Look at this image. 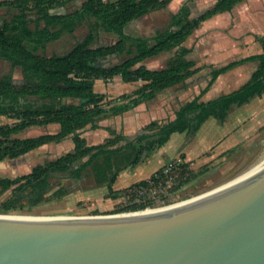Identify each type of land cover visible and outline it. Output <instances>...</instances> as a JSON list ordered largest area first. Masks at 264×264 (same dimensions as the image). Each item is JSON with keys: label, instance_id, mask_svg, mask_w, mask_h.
Instances as JSON below:
<instances>
[{"label": "trees", "instance_id": "obj_1", "mask_svg": "<svg viewBox=\"0 0 264 264\" xmlns=\"http://www.w3.org/2000/svg\"><path fill=\"white\" fill-rule=\"evenodd\" d=\"M67 1L0 0V6L16 9L10 19L0 25V58L9 61L12 67L19 66L23 75V83L20 84L12 82L10 72L0 77V116L12 120L0 123V161L17 158L45 143L59 142L68 135L73 142L70 151L36 164L26 173L0 177V192L13 191L1 205L3 213L16 210L24 202L36 205L51 198L47 196L52 187L50 177L57 171L69 172L79 178L89 168L94 180L106 185L105 197L117 199L129 188L146 185L148 180L162 176L163 167L160 166L148 177L127 187H113L119 172L126 167L134 168L147 149L163 146L174 132L188 131L195 135L210 116L223 122L232 104H244L264 93V36L255 34L261 51L217 66L210 65L205 85L191 99L179 105L172 119L159 123L151 121L134 136L106 127L110 136L101 143L89 145L79 129L86 125L95 129L99 127L96 123L99 116L121 113L152 98L165 87L184 82L197 72L200 65L187 57L191 47L183 44L184 41L202 21L231 10L241 0H216L196 17H190V7L185 2L171 14L167 27L152 36L127 34L124 26L150 10L165 7L170 0H82L78 8L69 12L50 13L51 8L63 6ZM91 17L104 31L116 35L115 42L92 47L95 34L89 27L85 36L63 55L46 56L39 52L49 41L58 39L63 32L72 33ZM168 50H174V53L163 68L149 69L142 63L145 58ZM122 53L126 57L120 62L111 66L98 65L101 57ZM254 60L257 61L255 69L240 86L201 100L219 75ZM115 76L123 82L141 80L142 84L130 93L111 99L106 93L94 91L95 79L110 80ZM68 97H80L82 101L67 102L65 98ZM52 123L58 124L54 133L18 135L30 127ZM152 127L155 129L151 131ZM185 168L181 158L173 173L182 174ZM60 192L64 190L60 189ZM133 198L131 203L106 213L155 207V203L146 196H142L143 200Z\"/></svg>", "mask_w": 264, "mask_h": 264}, {"label": "rangeland", "instance_id": "obj_2", "mask_svg": "<svg viewBox=\"0 0 264 264\" xmlns=\"http://www.w3.org/2000/svg\"><path fill=\"white\" fill-rule=\"evenodd\" d=\"M81 2L82 0H69L63 6H57V9L60 10L63 7L65 12H69L78 8ZM210 2L211 0H191L192 14H197ZM262 5L264 6V0H257L253 3V6L264 13V8H261ZM1 13L2 9H0ZM257 20L245 21L244 27H249L258 33H264V21ZM167 21L162 18L159 12L154 11L148 13L145 17L130 22L125 27V31L129 34L151 35L155 30L164 29L167 26ZM215 23L206 26L199 24L184 42L185 45L191 47L187 57L195 60L196 64L200 65V69L188 77L186 84L188 83L189 87L186 88V86L179 84L177 89L173 90L176 97L180 96L182 100L192 97L205 85L209 78L210 65L217 66L228 60L252 54L258 47V41L252 35L253 33L244 32L239 34L240 36H236L238 33H235L234 29H232V33L235 35L230 32L231 27H233L232 22L227 23L226 28H215V25H222L226 21ZM89 27L95 34L92 46L107 44L114 40V37L109 34L111 32L104 31L99 22L91 17L78 25L74 33L66 34L64 38H61V42L55 45H59L60 48L58 49L65 53L75 42L85 36ZM52 45L54 44L48 43L46 48L43 51L39 50V52H47L50 47L54 52L57 48ZM171 54H173V50L167 52V55ZM125 57L124 53L109 55L101 57L98 62L105 66H111ZM256 65L257 61L255 60L245 62L219 75L209 88L210 90L201 96V100H208L237 88L250 76ZM8 68L7 65L5 68L1 66L0 74L7 72ZM111 82H113V78L112 80L102 79L101 85L102 83ZM94 86L96 90H100V84L97 80ZM177 102L179 101L177 100ZM174 106H176V102H174ZM8 121L11 120L6 116H0V123ZM55 129L54 126L31 127L18 135H36ZM152 129L154 128L152 127ZM96 132L90 129L80 130L82 135L85 134L88 137L87 141L92 143L101 142L107 136H110L109 132L106 131ZM72 143L71 135H68L59 142L40 145L17 158H6L0 161V177H13L26 173L36 164L53 160L58 155L70 151ZM163 146L165 147L166 160L163 161L159 158L157 162V158L151 157L134 168L126 167L122 169L113 187L117 189L127 187L132 181L148 176L154 169L155 162L163 167L165 163L177 157L184 160L186 168L182 174L177 175L174 172L175 177L171 181H167L168 185L163 181L161 187H154L156 200H151L146 196L155 203V206H162L195 196L238 177L264 157V93L261 96L251 98L244 104H232L223 122L213 116L208 117L195 135H191L188 131L172 133ZM147 150L149 154L151 149ZM186 155L188 156L187 159ZM50 181L52 187L47 196H51V198L36 205H29L24 202L16 210L5 213L91 215L97 211L96 214H109L106 212L131 203L133 197L136 200L144 199L142 197L137 198L130 191V188L117 199L105 197L106 185L96 182L89 168L85 169L79 178L71 176L69 172L57 171L51 175ZM60 189H63L64 192H60ZM12 192L11 189L0 192V213H3L1 212L2 203L11 197Z\"/></svg>", "mask_w": 264, "mask_h": 264}, {"label": "water", "instance_id": "obj_3", "mask_svg": "<svg viewBox=\"0 0 264 264\" xmlns=\"http://www.w3.org/2000/svg\"><path fill=\"white\" fill-rule=\"evenodd\" d=\"M0 264H264V159L235 181L162 206L0 213Z\"/></svg>", "mask_w": 264, "mask_h": 264}, {"label": "crops", "instance_id": "obj_4", "mask_svg": "<svg viewBox=\"0 0 264 264\" xmlns=\"http://www.w3.org/2000/svg\"><path fill=\"white\" fill-rule=\"evenodd\" d=\"M190 1L191 0H170L165 7H162V8H159V9L150 10L147 13H145V14L139 16V17L131 19L124 26V32L129 34L128 32L125 31V27L130 22H132V21H134V20H136V19H138L140 17H145L150 12H154V11L159 12L162 15V18H165L166 20H168L167 21V25H168L169 18L171 16V14L175 13L178 10V8L183 3L186 2L189 5V7H190V17H196L203 10H205L208 7H210L216 0H211V2L208 4V6L204 7L201 11H199L195 15L192 14ZM256 1L257 0H241V1L237 2L231 8V10L215 14V15L211 16L210 18L202 21L200 24L206 26L207 24H214L215 22H217V23L221 22L222 23V22L226 21V23H222V25H215V28H226L227 23L230 24V22H232L233 27H231L230 32L233 35H235V34L232 33V29L235 30V33H238V34H236V36H240L239 34L244 33V32H249V33L251 32V33H253L252 34L253 36L255 34L263 35L264 33H258L256 31L250 29L249 27H244L245 21H248V20H251V19L254 20V21L257 20V19L261 20L262 22L264 21L263 20L264 19V13L262 12V10L256 8V6H253V3L256 2ZM261 8L263 9L264 6L262 5ZM0 9H2V13L0 14V25L4 21H8L10 19L11 15L16 12V9L11 8V7H7V6H0ZM50 13L51 14H61V10L57 9V7H53V8L50 9ZM6 15H8V17H6ZM236 23H238L237 26H236ZM74 31L72 33H74ZM157 31H160V29L155 30V32L153 34H151V35H147V34H130V35L152 36ZM72 33L63 32L58 39L49 41L48 43L54 44L52 46H55V48H57V49L54 52H52L51 47H50L49 49H47V52L46 51L44 52V54L46 56H50L51 54L63 55L64 52L62 53V51L60 49H58V48H60V47H58L59 45L57 46L55 44L56 43L58 44V42L60 43L61 42V38L62 37L64 38L66 36V34H72ZM107 33H109V32H107ZM109 34L112 35V37H114V40L112 42H110V43L101 44V45H108V44H112L113 42H115V40L117 38L116 35L113 34V33H109ZM48 43L45 45L44 49L46 48ZM96 46H99V45H95V46H92V47H96ZM257 46L258 47H257V49H256V51L254 53H257V52L261 51V45H260L259 41L257 42ZM56 51H61V52H56ZM169 51L170 50L162 51V52H160V53H158L156 55L147 57V58H145L142 61V63L149 69H160V68H163L166 65V62H167L168 58L173 55V54L167 55V52H169ZM173 53H174V50H173ZM113 55H115V54H113ZM244 56H246V55H244ZM235 59H237V58H235ZM6 65L9 68H8V71L5 72V73H8V72L11 73L12 82L15 83V84L23 83V75H22V72H21V68L19 66L12 67L10 65L9 61H7V60H5L3 58H0V69H1V66L3 68H5ZM5 73L0 74V77L3 76ZM187 79H185L184 82H178V83H176L174 85H171V86L163 88L162 90L158 91L152 98L147 99V100H145L143 102H140L136 106H134L132 108H129V109H127V110H125V111H123L121 113L109 114V115L107 114V115L99 116L97 118V120H96V123L99 125V127L95 128V129H91L89 127V125H86L83 128L79 129L78 131L80 132V130L90 129L91 131H94V132H96V131H98V132H105V131L108 132L106 127H110V128L116 130L119 133H122V134H125V135H128V136H134L137 133H140L143 130V127L145 125H147L151 121H156V122L159 123V122H164L166 120L172 119L175 116V111L179 107V105L184 103L185 101L191 99L194 96L193 95L190 98L182 100L180 98V96L176 97V95L173 93V90L177 89V86H179V84H181L182 86H186V88L189 87L188 83L186 84ZM96 80L100 84V90H96L95 89L94 85L96 83ZM101 80L102 79H95L94 80L93 89H94L95 92H98V93H106L108 99L115 98V97L119 96L122 93H130V92L134 91L135 89H137L142 84L141 80L132 81V82H123L117 76L113 77V82H111V83H102V85H101ZM110 80H112V78ZM199 91H200V89H199ZM177 100L179 102H177ZM65 101L80 103L82 101V99L80 97L79 98L78 97H68V98H65ZM174 102H176V106H174ZM11 121H8V122L10 123ZM4 123H7V122H4ZM46 126H54V127H56V129L54 131H44V132H41V133H54L58 129V124H56V123L47 124V125H43V126H35V127H46ZM154 129H152V130H154ZM41 133H38V134H41ZM81 135H82V133H81ZM82 136L85 137V139L87 141L88 137L85 134L82 135ZM108 137L109 136H107L105 139H107ZM103 141H101V142H103ZM101 142H98V143H101ZM98 143H92L90 141L89 142L87 141V144H89V145L98 144ZM45 144H42V146L45 145ZM72 147H73V143H72ZM164 149H165V147L161 146V147H159L157 149L151 150V152L149 154H148V151H146L142 155V158H141V160L139 161L138 164H140L142 162H145L147 159H149L151 157L154 158V159L157 158V162L159 161V158L161 160H163V161L166 160L167 158H166V153H165ZM159 152H161V153H159ZM60 155H58V156H60ZM187 158H188V156L186 155V159ZM160 166L161 165H157V163L155 162L154 169L150 172V174L152 172H154ZM150 174H148V176ZM148 176H146V177H148ZM146 177H143V178H146ZM143 178H139L138 180L143 179ZM138 180L132 181L131 183L136 182ZM131 183H129V184H131Z\"/></svg>", "mask_w": 264, "mask_h": 264}, {"label": "built area", "instance_id": "obj_5", "mask_svg": "<svg viewBox=\"0 0 264 264\" xmlns=\"http://www.w3.org/2000/svg\"><path fill=\"white\" fill-rule=\"evenodd\" d=\"M180 161V157L168 161L162 168L161 177L156 176L155 179L148 180V183L146 185H135L134 187H132L133 189H130V191L133 192L137 198L142 196H148L151 200H156L154 195L156 191L154 190V187H161L163 185V181L166 183V185H168L169 183H167V181H171V179L175 177L173 173V168ZM146 208H149V206H147Z\"/></svg>", "mask_w": 264, "mask_h": 264}, {"label": "bare ground", "instance_id": "obj_6", "mask_svg": "<svg viewBox=\"0 0 264 264\" xmlns=\"http://www.w3.org/2000/svg\"><path fill=\"white\" fill-rule=\"evenodd\" d=\"M264 159V157L259 160L256 164H254L252 167H250L248 170H246L245 172H243L242 174H240L238 177H240L241 175H243L244 173H246L247 171H249L251 168H253L255 165H257L258 163H260L262 160ZM238 177H236L235 179H232L233 181H235Z\"/></svg>", "mask_w": 264, "mask_h": 264}]
</instances>
